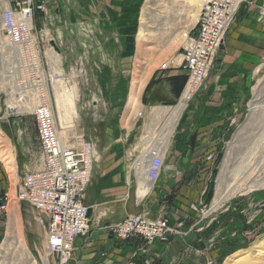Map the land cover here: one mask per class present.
I'll list each match as a JSON object with an SVG mask.
<instances>
[{
  "label": "crops",
  "instance_id": "obj_1",
  "mask_svg": "<svg viewBox=\"0 0 264 264\" xmlns=\"http://www.w3.org/2000/svg\"><path fill=\"white\" fill-rule=\"evenodd\" d=\"M138 4L139 0H47L44 13L37 11L34 15V24L38 20L41 28L53 32V38L60 43L68 42L67 35L71 36L75 61L80 64L85 77L94 81L92 94L97 100L92 102L93 107L98 110L100 106L105 112L107 144L96 151L91 182L84 196L89 207L90 229L85 236L75 239L67 264H197L199 257L212 251L211 222L217 227V237L226 236L233 227L235 234L241 225V217L236 228V218L233 216L231 222L225 209L215 222L213 217H204L200 211L191 209V205L198 208L212 205L216 193L213 177L226 154L222 145L228 139L232 123L241 116L248 91L252 90L255 81L264 80V0L240 2L212 69L180 112L169 135L168 153L160 174L143 196L137 195L139 184L135 163L131 166L126 155L125 141L131 127L121 133L119 130L128 126L114 116L125 105L117 99L120 93L116 91L117 85L122 79L126 80V75V78L131 77L130 71H133L134 60L129 54ZM48 23L56 28L52 30ZM174 58L177 64L164 70L157 66L153 72L148 71L141 93V106L148 115L149 127L160 125L157 141L162 139L164 129L171 122L173 107L179 102L186 80V71L178 64L180 53ZM154 105L162 106L152 107L148 112ZM142 110L140 102L133 109L128 103L130 121L141 115ZM22 134L19 128L18 137L24 146ZM31 138L33 147L24 148L29 160L39 154L36 130L31 132ZM8 139L11 141L9 136ZM11 146L13 151L15 145ZM211 152L214 158L209 161L206 156ZM219 153H222L220 158L217 157ZM35 166L17 165L15 176ZM9 177L0 160V193L11 190L7 187L10 184H6ZM210 191L212 195L208 194ZM238 204H243L242 199ZM142 211L150 217H167L171 224L182 221L184 229L198 223L199 218L201 221L196 230L168 243L157 240L144 243L138 239L123 241L113 237L110 226L114 222ZM42 226L45 228L44 224ZM225 244H221L220 252L236 245L232 241Z\"/></svg>",
  "mask_w": 264,
  "mask_h": 264
},
{
  "label": "rangeland",
  "instance_id": "obj_2",
  "mask_svg": "<svg viewBox=\"0 0 264 264\" xmlns=\"http://www.w3.org/2000/svg\"><path fill=\"white\" fill-rule=\"evenodd\" d=\"M9 1L0 0V13ZM203 3L201 0H139L137 23L132 35L129 54L131 60H134L133 71H130L131 77L126 78V75V80L122 79V83L117 85L116 91L120 92L117 99L125 105L118 113L114 114L116 119L125 121L128 126V128L122 127L119 130L121 133L124 134L131 127L130 134L125 141V149L128 160L132 162L131 166H134L135 163L134 168H136V162L143 152L158 146L160 125L158 124L157 128L149 127L150 121L148 122V115L144 114L145 108L141 106L140 100L148 71L153 72L161 62L179 55L181 33L194 25L197 19L195 13L197 10L200 11V4ZM44 11L42 12L44 13ZM52 26L48 23V27L54 30L56 27ZM37 36L39 43L35 45L37 54L35 69L38 71L34 74H32L30 62L27 60L23 58L11 59L0 53V160L9 172L10 179L6 184H10L7 187H11L8 212L0 219V264H44L43 257H46L50 264H56L45 252L44 228L35 219L36 211L27 203H18L14 197L13 189L17 179L15 176L16 166L20 167L23 164L35 166L38 163L39 154H36L32 160H29L24 154V148L33 147L31 132L36 130V126L32 108L35 103L36 91L40 90L46 94L48 102L53 107L56 123L60 125L59 131L62 137L72 140L76 134L84 135L93 144L94 159L96 151L99 152L107 144L105 112L100 106L98 110L93 107L94 81L85 77L84 71L80 70V64L75 61L76 54L71 36L67 35L68 42L60 43L53 38V32L41 28L38 20L35 22L33 30V37ZM2 41L5 42V37L0 22V51L4 48ZM36 74L40 76L39 83L36 82L37 78L34 76ZM139 78H143V86L140 92L138 91V102H135L132 101L131 92ZM75 91L78 93L77 100L74 102L76 117L67 109L66 104L68 101L69 103L73 102ZM260 92L264 94V80L255 81L252 90L248 91L241 116L232 123L228 139L222 145L224 153L232 147V159L226 160L227 168L225 167L224 175L225 188L231 192V195L217 207H214V201L217 193V178L222 168L223 159L218 165L219 171L213 177L216 193L212 203L213 211L209 217H213L216 222V219L225 211L228 212L231 222L234 221L233 216L236 218V228L241 217V225L238 230L235 229V234L232 232L233 227L226 236L219 235L217 237L215 235L217 227L211 222L210 231L214 233L212 251L209 255H204L203 258L199 257L200 260L197 264H233V260L244 256H246V260L235 264H264V248L261 249L263 253L260 255H256V251H254L261 248L264 241V133L261 132L264 126V110L259 113V117L255 121L249 122L250 107L257 101L255 98ZM259 99L264 100V95H259ZM118 100L114 101L118 102ZM139 102L143 113L130 121L127 104L129 103L133 109ZM155 106L162 105L151 106L148 108V112ZM19 121L20 124L17 123ZM19 128L23 133L21 137L25 141L24 146L21 138L18 137ZM235 138V142L230 143ZM10 143L15 145L13 151L11 150L13 146ZM37 150L39 151V149ZM135 171L139 184L137 169ZM90 182L91 175L87 188ZM241 199L243 204L239 206L238 202ZM239 207L241 211H239ZM207 208L209 206L204 209ZM223 209L225 210L223 211ZM198 226L200 227V225ZM12 239L16 242L21 241L25 245L30 258H26L20 248L11 244ZM230 241L236 245L220 252L221 244L224 242L227 244Z\"/></svg>",
  "mask_w": 264,
  "mask_h": 264
},
{
  "label": "built area",
  "instance_id": "obj_3",
  "mask_svg": "<svg viewBox=\"0 0 264 264\" xmlns=\"http://www.w3.org/2000/svg\"><path fill=\"white\" fill-rule=\"evenodd\" d=\"M46 1L10 0L0 13L5 37V42H1L4 48L0 53L11 59L27 60L30 62L32 74L38 71L35 69V45L39 43L38 36L33 37L34 15L37 11L45 10ZM241 1H205L194 25L182 31L178 64L186 71V81L179 102L185 101L187 105L203 84L225 43ZM172 64H177L174 57L161 62L159 69H167ZM34 76L39 83L40 76ZM185 91L187 96L183 98ZM96 100L92 97V102ZM32 113L39 143L38 163L17 176L14 197L18 203L24 202L32 207L36 211L35 219L45 225L47 256L56 264H67L75 239L85 236L90 229L89 207L84 202V196L90 180L94 147L84 135L76 134L74 139L71 137L72 140L61 136L53 107L46 94L40 90L36 91ZM165 155L166 151L159 147L151 149L146 178L147 181H152V186L163 167ZM213 158V152L206 156L209 161ZM10 201L8 192L0 193V219L7 214ZM191 209L200 211L204 217L213 211L212 205L207 209L191 205ZM200 221L199 218L198 223ZM198 223L184 229L182 221L171 224L167 217H150L146 211H142L114 222L110 230L117 240L138 239L144 243L157 240L168 243L177 236H184L196 230Z\"/></svg>",
  "mask_w": 264,
  "mask_h": 264
},
{
  "label": "bare ground",
  "instance_id": "obj_4",
  "mask_svg": "<svg viewBox=\"0 0 264 264\" xmlns=\"http://www.w3.org/2000/svg\"><path fill=\"white\" fill-rule=\"evenodd\" d=\"M202 2H205L206 0H201ZM7 3V2H6ZM199 6V4H198ZM202 5L200 4V7ZM199 14V10H197V12L195 13V17L197 18ZM197 20V19H196ZM143 34V33H142ZM145 35V34H144ZM142 36V35H141ZM3 45V44H2ZM143 86V78H139L138 82H136L134 84V88L131 92V97L133 98L132 101L138 102V91L140 92L141 87ZM77 91L74 92L73 94V102L71 101L69 103L66 102L67 106H68V110L71 111V114L76 117L77 113L75 110V105L74 102L77 100ZM60 96V94H58ZM259 95H263V93H258L257 97H256V102L250 107V121H255L258 117H259V113L262 112L264 110V100L263 99H259ZM187 96V92L185 91L183 93V98ZM263 97V96H262ZM61 98V97H60ZM59 100V99H58ZM63 100V98L61 99V101ZM186 106V102L185 101H180L179 104H177V106L173 107V111H172V115H171V122L170 124L164 129V133H163V139H160L158 141V146L159 148L162 149V151H165L166 146L168 145V139H169V135L172 131V129L174 128L176 121L180 115V112L182 111V109ZM33 110V108H32ZM161 110V109H160ZM60 112V111H59ZM62 112V111H61ZM69 113V112H68ZM161 113V112H160ZM161 115V114H160ZM158 117V115L156 116ZM63 118V117H62ZM264 119V118H263ZM262 133H264V126L262 127L261 130ZM152 149V148H151ZM151 149L150 151H145L142 156L138 159V161L136 162V169H137V173H138V177H139V187L137 189V195L138 196H143L148 188L152 187V181H148L147 182V178H146V167H147V163L149 160V156L151 154ZM232 159V147L228 149V151L226 152L224 159H223V164H222V168L219 172L218 178H217V193L215 196V201H214V207L219 206L224 199L228 198L231 195V192L229 190H227L225 188V184H224V175H225V167L227 168V162L226 160H231ZM253 168V167H252ZM251 170V169H250ZM254 171V170H253ZM248 172V170H247ZM244 175V174H243ZM248 175V174H247ZM223 181V182H222ZM242 186V185H241ZM235 187V185H234ZM237 188V187H236ZM232 192H234V190H232ZM15 211V210H14ZM16 216V215H15ZM14 218V217H13ZM16 236V235H15ZM21 238V237H20ZM19 238V239H20ZM14 239H12L11 244H13V246H16L18 248H20L21 252L25 255L26 258H30L29 257V253L26 250L25 245L21 242V241H13ZM262 242V241H261ZM261 245V244H260ZM262 248H264V241L262 243L261 248L256 249L254 251H256V255H260L261 253H263V251L261 250ZM246 256L244 257H240L236 260H233V264L235 263H239V262H243ZM44 264H50L48 263V260L46 257L42 258ZM243 260V261H242Z\"/></svg>",
  "mask_w": 264,
  "mask_h": 264
},
{
  "label": "trees",
  "instance_id": "obj_5",
  "mask_svg": "<svg viewBox=\"0 0 264 264\" xmlns=\"http://www.w3.org/2000/svg\"><path fill=\"white\" fill-rule=\"evenodd\" d=\"M186 81V80H185ZM152 82V80L149 82V84ZM149 84H148V86H149ZM148 86H147V88H148ZM180 89H178V91H179ZM220 156H222V153H219L218 154V158H220ZM214 172H216V169L214 170ZM212 192L210 191L208 194H211Z\"/></svg>",
  "mask_w": 264,
  "mask_h": 264
},
{
  "label": "water",
  "instance_id": "obj_6",
  "mask_svg": "<svg viewBox=\"0 0 264 264\" xmlns=\"http://www.w3.org/2000/svg\"><path fill=\"white\" fill-rule=\"evenodd\" d=\"M56 47V46H55ZM57 50H59L57 47H56Z\"/></svg>",
  "mask_w": 264,
  "mask_h": 264
}]
</instances>
